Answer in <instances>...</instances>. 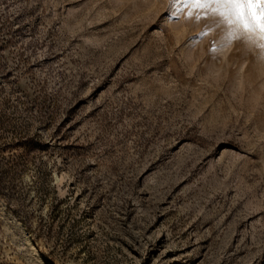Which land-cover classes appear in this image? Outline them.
I'll list each match as a JSON object with an SVG mask.
<instances>
[{
  "label": "rangeland",
  "instance_id": "1",
  "mask_svg": "<svg viewBox=\"0 0 264 264\" xmlns=\"http://www.w3.org/2000/svg\"><path fill=\"white\" fill-rule=\"evenodd\" d=\"M189 11L0 0V264H264V59Z\"/></svg>",
  "mask_w": 264,
  "mask_h": 264
},
{
  "label": "snow or ice",
  "instance_id": "2",
  "mask_svg": "<svg viewBox=\"0 0 264 264\" xmlns=\"http://www.w3.org/2000/svg\"><path fill=\"white\" fill-rule=\"evenodd\" d=\"M177 6L192 9L189 19H211L215 27L223 28L222 46L246 42L257 47L264 59V0H173V7Z\"/></svg>",
  "mask_w": 264,
  "mask_h": 264
}]
</instances>
